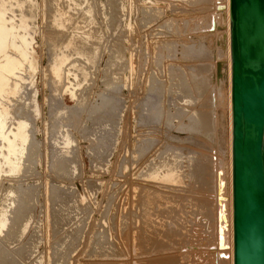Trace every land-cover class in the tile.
<instances>
[{
	"label": "rangeland",
	"instance_id": "obj_1",
	"mask_svg": "<svg viewBox=\"0 0 264 264\" xmlns=\"http://www.w3.org/2000/svg\"><path fill=\"white\" fill-rule=\"evenodd\" d=\"M7 1V7L17 2L16 12L34 13L12 21L16 34H26L32 64L14 54L21 60L22 97L3 101L10 108L8 125L27 122L31 138L21 169L0 170V221H9L0 230V252L9 264H150L164 258L168 264H230L228 247L216 249L215 188L228 148V108L224 91L214 94V107L209 89L214 56L227 43L223 22L211 27L225 12L222 0H33L31 10L22 0ZM214 35L222 39L214 43ZM82 51L86 56L77 54ZM116 52L122 59L111 67ZM202 66L205 84L199 82ZM164 160L180 170L165 182L159 179ZM143 189L185 196L184 221L178 218L184 228L175 237L162 236L169 209L156 207L153 220L161 226L156 241L144 244L146 229L137 220ZM11 222L16 232L9 233Z\"/></svg>",
	"mask_w": 264,
	"mask_h": 264
},
{
	"label": "bare ground",
	"instance_id": "obj_2",
	"mask_svg": "<svg viewBox=\"0 0 264 264\" xmlns=\"http://www.w3.org/2000/svg\"><path fill=\"white\" fill-rule=\"evenodd\" d=\"M15 1V0H13ZM193 1V0H192ZM195 1V0H194ZM198 1H202V0H198ZM205 1H208V0H204ZM220 1V0H219ZM8 1L7 0H0V8L1 10L3 11H0V54H4L3 57H4V60L0 63V170L1 167L3 165H5V167L9 168L10 172L11 171H19L21 168H20V164L22 162H24V158L26 156V159H27V154L26 152L29 154L28 152V149H29V145L27 146V144L31 141H29L30 138V133L27 131L26 127H27V122H23V123H18L16 125H13L15 127H10V125H8L7 123V120L8 118L10 117V108L8 106H6V104L3 102V101H11L12 99H20L22 97V94H21V90H22V85H21V79L20 78H17V70L20 69V66H21V63L17 57H15L14 54H18L19 56H21L19 59H24L23 61L24 62H27L29 61L28 63L29 64H32V60L29 59V56H28V51L29 49L26 47L27 43H28V40H27V37H25V35H18L15 33V30L18 29L15 27V25L12 23L13 20H15L14 18L15 17H18L20 19H23L24 20H27L28 19H32L34 18V13L33 11L31 12V15L27 14L28 11L25 9V11H22V12H18L21 10H17V12L15 11L16 9L14 8L15 5L17 4L16 3H13L12 5L10 4V6H5L6 3ZM11 2V1H10ZM32 2V3H31ZM35 2V1H34ZM54 2V0H53ZM52 2V3H53ZM203 2V1H202ZM217 2V1H214V3ZM221 2H223V4H225V12H219V14H217L216 17H214L212 19V24H211V27L212 26H215L217 27L216 25H221L222 22H223V25L226 26V30H225V35L227 36V43L224 45L223 43L221 44V46L219 47L220 50L217 52V54L214 56L215 59H214V63H213V66L211 67V74H210V80H211V86H209V89L211 90L210 92L212 93L213 95V103H214V107L217 103V99L215 98L216 95H220V96H223L222 95V92L224 91V97L226 99V107L228 108V141H227V144H228V148H227V152L224 154L225 156L223 157V159L220 161V168H219V172L217 174V178L215 179L216 180V185L217 187L213 186L212 187L218 189V196H219V199L218 201H220V206L218 207L219 211L217 213V219L219 220L218 221V226H217V240H216V249H219V246L222 247V249L228 247L227 250L229 255H227L228 257L230 256V264H235V256H234V242H235V237H234V219H233V216H234V200H233V190H234V181H233V176H234V163H233V129H234V125H233V107H232V97H233V88H232V80H233V69H232V59H233V51H232V37H233V32H232V13H231V0H222ZM20 5L22 4V6L25 4V5H28V9L31 10V8L33 7V0H25V1H20L19 2ZM31 3V4H30ZM55 3V2H54ZM219 3V2H218ZM19 5V4H18ZM19 5V6H20ZM219 5V4H218ZM36 7V4L34 5ZM77 6V5H76ZM221 6V5H219ZM5 9H3V8ZM33 7V8H35ZM24 8V7H23ZM26 8V7H25ZM224 8V7H223ZM19 9V8H18ZM91 9V8H90ZM215 9L217 11V8H216V5H215ZM88 10V9H86ZM85 10V11H86ZM92 10V9H91ZM8 11V15H6ZM66 11V10H65ZM111 11V10H110ZM155 11V10H154ZM157 11V14L160 15V10L159 9H156ZM92 12V11H91ZM153 12V11H152ZM18 13V14H17ZM33 13V14H32ZM68 13V12H66ZM90 13V10H88V12L86 11V14ZM10 14V15H9ZM91 14V13H90ZM145 14V13H144ZM156 14V15H157ZM60 15V14H59ZM65 15V14H64ZM89 15V14H88ZM154 15V14H153ZM55 16V15H54ZM67 16V15H66ZM65 16V17H66ZM152 16V15H151ZM161 16V15H160ZM60 19V17H58ZM67 18V17H66ZM66 18H63L62 19H66ZM18 19V20H20ZM68 19V18H67ZM153 19V18H151ZM54 20H55V17H54ZM55 22H58V20H55ZM55 22H52V23H55ZM65 22V21H64ZM59 23V22H58ZM30 24V23H29ZM60 24V23H59ZM63 24V23H62ZM18 25V24H17ZM61 25V24H60ZM59 25V26H60ZM21 26V25H20ZM25 26V25H23ZM54 26V25H53ZM58 27V26H57ZM214 27V28H215ZM26 28V27H25ZM31 28V27H29ZM61 29V27H59ZM219 28V27H218ZM221 28V27H220ZM223 28V27H222ZM63 29V28H62ZM23 30V29H21ZM19 31V29H18ZM26 31V30H25ZM63 31V30H62ZM222 31V29H221ZM17 32V31H16ZM21 32V31H20ZM24 32V31H23ZM25 33V32H24ZM32 33V32H31ZM214 33V32H213ZM218 33H221V32H218ZM217 33V34H218ZM56 34V33H55ZM60 34V33H59ZM16 35L19 36V40H21V43L19 45H17V41L16 42ZM62 35V34H61ZM220 36H222L221 34H219ZM52 36H55L52 34ZM59 36V35H58ZM58 36H56L58 38ZM216 40L214 41V43L217 41V39L220 37H218V35H214ZM213 36V38H214ZM29 37V35H28ZM30 38V37H29ZM33 39V37H32ZM89 39V37H88ZM220 39H222L220 37ZM226 39V38H225ZM58 40V39H57ZM55 40V41H57ZM62 40V38H61ZM60 40V41H61ZM30 41V40H29ZM32 43V41H30ZM72 42V41H71ZM87 42V41H86ZM223 42V41H222ZM74 43V42H73ZM221 43V42H220ZM52 44V43H51ZM68 44H70V42H68ZM219 44V43H218ZM30 45V44H29ZM217 45V43H216ZM53 46V45H52ZM51 46V47H52ZM60 46V45H59ZM71 46V45H70ZM218 46V45H217ZM53 47H56V46H53ZM195 47V46H194ZM64 48V47H63ZM68 48V47H67ZM196 48V47H195ZM198 48V47H197ZM217 48V47H216ZM30 49H33L31 48V45H30ZM59 49V48H58ZM71 49V48H70ZM66 50V49H65ZM214 50H216L214 48ZM213 50V51H214ZM33 51V50H32ZM58 51V50H57ZM61 51V50H60ZM86 51V50H84ZM193 51V50H192ZM217 51V50H216ZM226 51V52H225ZM81 52V51H80ZM34 53V52H33ZM117 54H115L112 58V64H111V67H119V62L120 60L122 59L120 55H118V52H116ZM78 55H80L81 57L82 56H86V54L82 51V53H79L77 52ZM32 55V54H31ZM59 55V54H58ZM17 56V55H16ZM60 56V55H59ZM67 56V55H66ZM91 56V55H90ZM64 57V55H63ZM32 58V57H30ZM1 59V58H0ZM61 59V58H60ZM59 59V60H60ZM63 59V58H62ZM61 59V60H62ZM65 59V58H64ZM1 61V60H0ZM22 61V63H23ZM58 61V60H57ZM66 61V60H65ZM64 61V63H65ZM56 64V60L54 61ZM59 62V61H58ZM27 63V64H28ZM24 64V63H23ZM53 65V64H52ZM27 67V65H25ZM30 66V65H29ZM52 67V66H51ZM55 66H53L54 68ZM61 65H56V68L55 69V72L56 74L58 73V70L61 69L60 68ZM73 67V66H72ZM30 68V67H28ZM32 68V67H31ZM35 68V67H33ZM32 68V70H33ZM27 69V68H26ZM22 70V69H21ZM62 70V69H61ZM200 72L198 74L199 76V82L201 83H207L208 81L206 80V70H205V67L203 68L202 66V69H198ZM20 71V70H19ZM18 71V72H19ZM22 72V71H20ZM36 72V71H35ZM54 72V73H55ZM62 72V71H61ZM21 74V73H20ZM53 74V72H52ZM63 74V73H62ZM61 75V74H60ZM20 76V75H19ZM55 76V75H54ZM59 76V74H57V77ZM63 76V75H61ZM60 77V76H59ZM77 77V75H76ZM55 78V77H54ZM24 81V80H23ZM57 81V80H55ZM227 84V90H224L226 89L224 87V85ZM200 85L201 84H198L196 85V89H198L199 93L201 92V89H200ZM207 86V85H206ZM205 86V87H206ZM204 87V88H205ZM197 91V90H196ZM165 92V91H164ZM72 94H75V92L72 91ZM216 94V95H214ZM161 109V108H159ZM149 111V115H152L153 112L150 110ZM154 111V110H153ZM13 117V116H12ZM165 117V116H163ZM11 119V118H9ZM168 119V117H167ZM14 120V119H12ZM167 121V120H165ZM9 122V121H8ZM13 122V121H12ZM163 123V122H162ZM169 124V123H168ZM165 125V124H164ZM177 125H179L177 123ZM178 127V126H177ZM179 128V127H178ZM182 128V127H180ZM149 129V128H148ZM179 130V129H178ZM146 133V132H145ZM31 144V142H30ZM31 146V145H30ZM28 147V148H27ZM27 148V149H26ZM31 150H33L32 148H30ZM34 152V150H33ZM35 154V153H33ZM32 155V154H30ZM29 156V155H28ZM30 157V156H29ZM28 157V158H29ZM174 158V157H173ZM29 159H32V157H30ZM34 161V160H33ZM165 161V160H164ZM26 162V161H25ZM29 162V161H27ZM219 162V161H218ZM171 163V164H170ZM26 164V163H25ZM162 164V163H161ZM164 166L163 168L166 170H164L162 172V175L161 177L159 178L160 180H163L164 182L165 181H169L171 179H173V177L175 175H178V173L180 172V170L178 171L177 170V166H175L174 168V164L172 165V162H167L165 161L164 162ZM177 165V164H176ZM179 166V165H178ZM215 167V165H213ZM4 167V166H3ZM205 167V166H204ZM213 167V168H214ZM172 168V169H171ZM218 168V167H217ZM215 167V169H217ZM179 169V168H178ZM205 169V168H204ZM212 169V167H211ZM160 170V169H159ZM158 171V170H157ZM209 171V170H208ZM213 171V170H212ZM218 171V170H217ZM204 174H205V171H203ZM211 172V171H209ZM214 172V171H213ZM1 171H0V177H1ZM8 173V172H7ZM155 173V172H154ZM207 173V171H206ZM212 173V172H211ZM152 174V173H151ZM209 176L211 175L210 173H207ZM206 174V175H207ZM215 174V173H214ZM157 175V174H156ZM154 175V176H156ZM160 175V174H159ZM158 175V177H159ZM207 175V176H208ZM213 175V174H212ZM29 177V176H28ZM150 177H153V176H150ZM202 177L205 178V175ZM214 177V176H213ZM158 179V178H156ZM206 179V178H205ZM212 179V178H211ZM204 181V180H203ZM213 181V180H212ZM211 181V182H212ZM174 182V181H173ZM210 182V181H209ZM175 183H177L178 185L181 183V178H177L175 179ZM174 183V184H175ZM184 183V182H183ZM215 183V182H214ZM167 185V184H165ZM169 185V184H168ZM172 185V184H171ZM178 185H175L178 186ZM182 185H179L178 187L180 188ZM209 186V185H208ZM172 187V186H171ZM174 188V187H173ZM172 188V189H173ZM178 188V189H179ZM183 188V186H182ZM177 189V190H178ZM185 189V188H184ZM181 189H179L180 191ZM183 190V189H182ZM212 190V189H211ZM143 193H142V205H141V213L140 215H138L139 219L137 220H140L141 222V227L140 228H143V229H146L143 231V234L141 233V236H148L146 237L147 240L144 241V244L148 242V244H150L151 242H153L155 239V230H159L161 224L159 223H156L155 220H153V218L156 216H158V214H153V210L157 207L158 209H161V208H165V209H169V217H170V220L172 221H168L169 225H168V228L167 230H165V233L164 235H162L163 237L165 236V238H167L166 236L168 235V237L170 238H173L177 235V233L180 231L179 227H182L181 226V223L180 221L181 220H178L179 217V213L182 212V208L183 206H185L186 204L184 202L185 200V196H182L179 197V196H176V195H173L172 194H169V193H166L168 195H162L159 194V193H152L151 189H143ZM14 192V191H12ZM10 192V193H12ZM217 192V190H216ZM215 192V194H216ZM27 194V193H26ZM180 194V193H179ZM211 195V194H210ZM217 196V195H216ZM216 196H215V199H216ZM26 197V195H25ZM24 197V198H25ZM28 199V197L26 198ZM161 199H164L166 203H164V205H160V202L158 200H161ZM188 199V198H186ZM3 201V200H2ZM217 201V199H216ZM22 202H23V199H22ZM28 201H26L27 203ZM188 202V201H187ZM191 203V202H190ZM218 203V202H217ZM185 204V205H183ZM193 204V203H192ZM218 204V205H219ZM194 205V204H193ZM193 205H190V206H193ZM64 208V207H63ZM185 208V207H184ZM183 208V209H184ZM27 209V208H26ZM25 209V212H27ZM193 209V208H191ZM185 211V210H184ZM22 212V211H21ZM24 212V213H25ZM24 213L22 215H24ZM186 213V212H185ZM190 214V212H187L186 214ZM27 215V214H25ZM183 215H185L183 213ZM2 216V215H1ZM25 217V216H23ZM187 216H185L186 218ZM137 218V217H136ZM182 218V217H181ZM134 219V218H133ZM157 219V218H156ZM183 219V218H182ZM15 220V221H14ZM14 222H16V219L14 218ZM135 220V219H134ZM133 220V221H134ZM12 221V222H13ZM184 221V219L182 220ZM186 221V220H185ZM188 221V220H187ZM186 221V222H187ZM9 222L8 219L6 217H4L1 221H0V230H1V227H4L6 226V223ZM11 222V226L12 229L10 232H16L17 229L15 227L16 224H12ZM25 222V221H24ZM136 222V221H134ZM217 222V220H216ZM21 223V222H20ZM28 223V222H27ZM183 223V222H182ZM22 225V224H21ZM24 225V224H23ZM136 225V223H135ZM134 225V226H135ZM9 226V225H8ZM133 226V227H134ZM23 227V226H22ZM25 227V226H24ZM133 230H135L136 228L139 229L138 227L136 228H133ZM14 228V229H13ZM126 227L124 228V230H126ZM184 228V225L183 227ZM129 229V228H128ZM142 229V230H143ZM3 230V229H2ZM20 230V229H19ZM123 230V231H124ZM133 230H132V233H133ZM139 231V230H137ZM178 231V232H177ZM3 232V231H2ZM159 232V231H158ZM8 233V235H9ZM11 235V234H10ZM15 235V234H13ZM125 236V235H124ZM161 236V238H162ZM7 237V235H6ZM15 237V236H14ZM123 237V236H122ZM144 237V238H145ZM13 238V237H12ZM138 238H141L140 236H138ZM143 238V239H144ZM5 239V238H3ZM137 239V238H136ZM160 239V238H159ZM13 240V239H12ZM133 240V239H132ZM140 240V239H139ZM140 241H143V240H140ZM156 241V240H155ZM175 241V240H173ZM137 242V241H136ZM164 243V242H163ZM178 243V242H177ZM143 244V245H144ZM158 244H162V241ZM163 245V244H162ZM175 246V245H174ZM181 246V245H179ZM127 247V246H126ZM160 247V245H159ZM124 248V247H123ZM5 249H8V248H5ZM30 249V248H29ZM215 249V250H216ZM9 250V249H8ZM134 250V249H133ZM132 250V252H133ZM159 250V249H158ZM214 250V251H215ZM220 250V249H219ZM225 250V249H224ZM15 252V250H13ZM22 251V250H21ZM150 250H148L149 252ZM156 251V250H155ZM162 251H163V248H162ZM17 252V250H16ZM20 252V251H19ZM216 252V251H215ZM225 251H223L222 253H224ZM6 252H0V263H5V264H9L10 262H8V258H7V255L8 254H5ZM18 253V252H17ZM22 253V252H21ZM151 253V251H150ZM9 254H13L12 253H9ZM218 253H216L217 255ZM134 255V254H133ZM144 255V254H143ZM214 255V254H213ZM223 255V254H222ZM11 256V255H10ZM127 256V255H126ZM136 256V255H135ZM146 256V255H145ZM225 256V255H224ZM137 257V256H136ZM142 257V256H140ZM144 257V256H143ZM226 257V256H225ZM10 259V258H9ZM160 259V258H159ZM159 259H156L155 261H158ZM166 258L162 259L163 262L161 263V259L159 260L160 262H153L154 260H152V263L150 264H168V261L169 260H165ZM11 260H12V257H11ZM140 260V259H139ZM135 262V261H134ZM138 262V261H137ZM149 263V261H147ZM151 262V261H150ZM124 263V262H123ZM129 263V262H128ZM125 264V263H124Z\"/></svg>",
	"mask_w": 264,
	"mask_h": 264
},
{
	"label": "water",
	"instance_id": "obj_3",
	"mask_svg": "<svg viewBox=\"0 0 264 264\" xmlns=\"http://www.w3.org/2000/svg\"><path fill=\"white\" fill-rule=\"evenodd\" d=\"M235 264H264V0H231Z\"/></svg>",
	"mask_w": 264,
	"mask_h": 264
}]
</instances>
